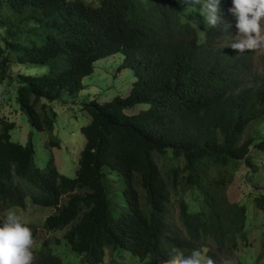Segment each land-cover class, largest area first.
I'll use <instances>...</instances> for the list:
<instances>
[{"label":"trees","instance_id":"16d2710c","mask_svg":"<svg viewBox=\"0 0 264 264\" xmlns=\"http://www.w3.org/2000/svg\"><path fill=\"white\" fill-rule=\"evenodd\" d=\"M92 1L0 0V84H13L14 102L51 146H60L54 103L83 89L97 60L121 52L120 69L136 75L125 96L83 101L74 177L53 152L39 164L30 135L13 141L16 124L0 114V218L29 202L54 209L42 228L66 229L63 239L39 242L25 222L33 264H245L252 217L264 228V55L257 68L254 50L231 46V0L220 2L224 32L187 11L191 0ZM26 62L49 70L12 72ZM238 173L246 189L232 200ZM261 238L256 264L264 230Z\"/></svg>","mask_w":264,"mask_h":264},{"label":"rangeland","instance_id":"374dc122","mask_svg":"<svg viewBox=\"0 0 264 264\" xmlns=\"http://www.w3.org/2000/svg\"><path fill=\"white\" fill-rule=\"evenodd\" d=\"M85 1L89 3L93 2L92 0ZM191 2L194 4V7L187 9V11L193 10L201 13L200 3L193 2V0ZM94 5H97V1H94ZM254 52L253 61H255V67L260 68L258 59L264 55V43L255 49ZM123 59V53L118 52L97 60L94 64L93 73L83 79L84 88L73 95H64L62 100L54 103L52 109L57 113V119L53 134L60 140V146L58 147L51 146L49 144V133L38 131L32 127L28 117L19 110L18 105L13 100V84L8 83V81L0 84V114L14 121L16 124L11 131V139L25 144L30 135L35 148L36 160L39 164H44L49 159L51 152H53L55 164L59 172L74 177L78 167L80 152L84 146V136L81 132V127L89 122V115L83 109V101H89L94 98H97L99 101H105L115 95H127L132 82L136 79V75L131 68L120 69L119 66ZM11 70L15 74L23 72L39 75L47 72L49 65L31 62L23 64L13 63ZM247 167L242 166L241 168L245 169ZM245 180L246 177L242 173L237 174L235 182L229 189L230 199L236 200L244 195L246 187L243 181ZM256 187L264 191V182H258ZM8 212H15L24 222L36 225L39 229L37 238L39 242L46 237L53 240L55 238L63 239L67 231L64 229L55 233H48L42 228L43 220L54 212L53 208L41 207L29 202L25 208L9 209ZM251 220L250 240L254 247L239 252V258L245 264H256V257L261 254L259 246L264 230L261 222L262 218L256 215ZM59 248L62 255L68 254L70 251L67 246H60ZM68 258H70L69 264H75L71 257Z\"/></svg>","mask_w":264,"mask_h":264},{"label":"clouds","instance_id":"9594fccd","mask_svg":"<svg viewBox=\"0 0 264 264\" xmlns=\"http://www.w3.org/2000/svg\"><path fill=\"white\" fill-rule=\"evenodd\" d=\"M200 3L201 16L211 28L225 31L228 21L220 7L221 0H193ZM229 12L235 17L237 35L231 46L240 52L255 50L264 43V0H231ZM32 229L15 212L0 218V264H33ZM176 264V261H171ZM180 264H197L191 258Z\"/></svg>","mask_w":264,"mask_h":264}]
</instances>
